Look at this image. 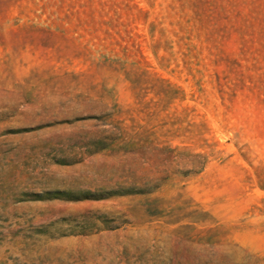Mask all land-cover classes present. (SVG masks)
Listing matches in <instances>:
<instances>
[{
  "label": "rangeland",
  "instance_id": "rangeland-1",
  "mask_svg": "<svg viewBox=\"0 0 264 264\" xmlns=\"http://www.w3.org/2000/svg\"><path fill=\"white\" fill-rule=\"evenodd\" d=\"M0 264H264V0H0Z\"/></svg>",
  "mask_w": 264,
  "mask_h": 264
}]
</instances>
